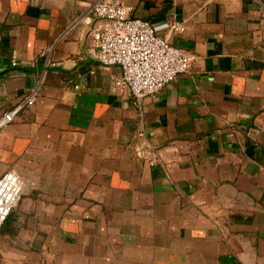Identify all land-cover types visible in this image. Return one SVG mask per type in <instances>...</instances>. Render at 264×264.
Segmentation results:
<instances>
[{"label":"crops","instance_id":"0c3cea01","mask_svg":"<svg viewBox=\"0 0 264 264\" xmlns=\"http://www.w3.org/2000/svg\"><path fill=\"white\" fill-rule=\"evenodd\" d=\"M125 2L192 57L140 100L93 0H0V114L34 94L0 129V264H264V0Z\"/></svg>","mask_w":264,"mask_h":264},{"label":"built area","instance_id":"2783aa9c","mask_svg":"<svg viewBox=\"0 0 264 264\" xmlns=\"http://www.w3.org/2000/svg\"><path fill=\"white\" fill-rule=\"evenodd\" d=\"M125 1L93 0L91 12L98 22L93 25L91 34L101 64L119 66L122 70L116 86L127 88L140 100L158 94L175 77L188 72L192 57L170 42V36L183 29L180 24L173 23L160 34L148 20L134 16L133 7ZM85 20L92 22L89 16ZM33 102L34 94H30L14 109L1 113L0 129ZM24 187L23 178L16 171L0 176V230L23 195Z\"/></svg>","mask_w":264,"mask_h":264}]
</instances>
